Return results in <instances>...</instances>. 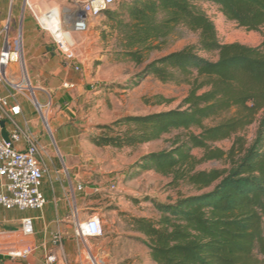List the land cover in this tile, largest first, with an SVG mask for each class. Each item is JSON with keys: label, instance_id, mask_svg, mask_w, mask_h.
<instances>
[{"label": "trees", "instance_id": "1", "mask_svg": "<svg viewBox=\"0 0 264 264\" xmlns=\"http://www.w3.org/2000/svg\"><path fill=\"white\" fill-rule=\"evenodd\" d=\"M203 3L247 30L264 27V0H115L101 12L100 39L110 59L144 64L121 88L152 76L187 91L174 108L96 124L90 142L137 149L173 134L168 148L145 152L131 166L198 191L154 202L156 218L127 219L154 264H264V33L255 46L222 43ZM180 29L195 33L196 42L149 59ZM143 100L172 101L161 94ZM224 140L226 150L215 145ZM212 160L228 166L198 169Z\"/></svg>", "mask_w": 264, "mask_h": 264}, {"label": "rangeland", "instance_id": "2", "mask_svg": "<svg viewBox=\"0 0 264 264\" xmlns=\"http://www.w3.org/2000/svg\"><path fill=\"white\" fill-rule=\"evenodd\" d=\"M82 1L31 0L38 20L50 8H54L56 15L59 16L60 12L63 16L69 10L78 9ZM203 8L213 20L220 42H240L252 46L261 42L264 27L261 31L247 30L227 20L214 4L203 3ZM103 18L100 13L90 18L85 32L73 33V52L78 57L74 61L79 70L72 68L73 61L68 67V59L56 50L50 32L38 23L36 25V33L39 35L34 42L36 63L41 66L49 64L48 67L58 63L62 68L59 71L46 69L44 73L38 72L33 83L47 88L53 100L49 127H44L41 122V133L44 136H39L45 148L43 158L48 166L45 179L58 184L57 190H51L53 197L59 194L53 204L73 224L91 216L99 218L101 235L83 241L87 256L93 264H154L148 258L146 246L129 229L127 219L131 216L156 218L158 212L154 202L173 201L180 195L195 194L198 191L182 181L173 184L171 177L162 176L153 170L134 173L131 166L145 152L168 148L173 134L164 135L137 149L95 147L90 142V136L96 132V124L110 122L119 116L143 115L176 107L187 87L161 83L152 76H146L134 88H121L119 85L133 79L144 64L114 62L110 59L111 53L104 49L100 39ZM196 40L195 33L180 29L162 49L152 51L149 59L195 43ZM24 46L21 43L22 52ZM54 56L56 59L53 60ZM206 56L215 58L214 55ZM26 77L22 75L21 84H26ZM64 81L73 83V87L64 88ZM155 94H161L172 101L167 105L144 103L143 98ZM253 130L254 126L248 129L249 138ZM215 145L226 150L230 141H220ZM193 153L200 155L201 151L194 149ZM227 166L224 160H212L199 165L198 169ZM78 185L82 186L81 190L76 189ZM32 212L16 211L15 216ZM34 227L36 229L37 226Z\"/></svg>", "mask_w": 264, "mask_h": 264}, {"label": "built area", "instance_id": "3", "mask_svg": "<svg viewBox=\"0 0 264 264\" xmlns=\"http://www.w3.org/2000/svg\"><path fill=\"white\" fill-rule=\"evenodd\" d=\"M115 0H84L78 9L69 10L61 16L60 12L55 19L50 8L43 12L37 23L50 32L53 44L58 52L68 60L77 56L73 52L75 41L72 32H85L88 21L98 16L103 10L111 7ZM53 20H56L54 23ZM8 26L4 27L7 31ZM20 34L13 38L6 36L5 43L0 50V72L2 68L12 62L21 59ZM74 70H79L78 65L73 64ZM14 92L0 96V207L6 210H36L41 211L46 205V198L42 191L43 180L48 173V166L43 158L45 148L43 143L28 128L26 123L19 121L20 106L15 102V94L29 91V98L33 101L39 112L44 127H49V116L53 109V100L50 91L45 87L34 88L29 83L23 85L20 82H9ZM64 88L73 87L72 83L64 81ZM1 121H4V129L7 132L8 141L1 136ZM22 142L23 148L15 147ZM77 190L82 186L78 185ZM74 190V187L72 188ZM21 232L24 236L33 235V220L31 217L22 219ZM75 233L83 238H96L101 235L102 226L97 216H91L84 221L77 220L74 224ZM58 237L53 238L57 243ZM21 249L8 252L11 257H26L33 249L34 244H27ZM45 264H58L54 253L45 255Z\"/></svg>", "mask_w": 264, "mask_h": 264}, {"label": "crops", "instance_id": "4", "mask_svg": "<svg viewBox=\"0 0 264 264\" xmlns=\"http://www.w3.org/2000/svg\"><path fill=\"white\" fill-rule=\"evenodd\" d=\"M37 15L31 0H0V50L2 49L5 38H13L20 34L24 50L21 59L12 62L2 68L0 72V96L13 93L14 90L9 82L22 81L25 74L26 84L29 83L34 88L43 86L34 85L35 75L38 72L44 73L46 69L53 71L61 70V65L53 63L51 67L41 66L36 63L37 54L34 47L36 37ZM8 26L7 31L4 30ZM78 33L76 31L72 32ZM47 54V53H46ZM78 57L66 61L68 67L73 61L74 64ZM56 57H53V60ZM73 84V83H72ZM29 91L15 94V102L20 106L21 114L18 117L20 122L27 124L32 133L40 140L41 136V117L35 110L33 101L29 98ZM55 125V120L52 119ZM44 126V124H43ZM41 141V140H40ZM43 143V141H42ZM17 148H23L22 142L15 144ZM58 184L44 177L42 191L47 204L41 211H33L28 215L15 216L16 209L6 210L0 207V264H45V255L48 252L55 254L58 264H93L87 256L86 246L83 241L89 238L77 236L75 226L72 221L58 211L54 205L55 197L51 195V190H57ZM52 207V208H51ZM60 208V207H59ZM27 211V210H24ZM31 217L33 220V235L24 236L21 232V222L23 218ZM36 225V229L34 227ZM57 236V243H53V238ZM34 244L33 251L26 257H11L8 255L10 250L21 249L27 244Z\"/></svg>", "mask_w": 264, "mask_h": 264}, {"label": "water", "instance_id": "5", "mask_svg": "<svg viewBox=\"0 0 264 264\" xmlns=\"http://www.w3.org/2000/svg\"><path fill=\"white\" fill-rule=\"evenodd\" d=\"M1 136L4 140L8 141V136H7V132L4 129V121H1Z\"/></svg>", "mask_w": 264, "mask_h": 264}, {"label": "bare ground", "instance_id": "6", "mask_svg": "<svg viewBox=\"0 0 264 264\" xmlns=\"http://www.w3.org/2000/svg\"><path fill=\"white\" fill-rule=\"evenodd\" d=\"M52 14H54V17H55V19H57L58 18V15H56V13L52 10V12H51ZM54 21V23L56 22V20H53Z\"/></svg>", "mask_w": 264, "mask_h": 264}]
</instances>
